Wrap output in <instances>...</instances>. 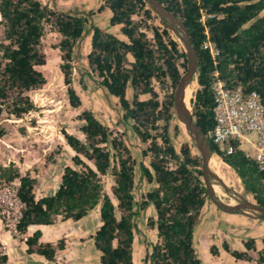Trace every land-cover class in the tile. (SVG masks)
I'll use <instances>...</instances> for the list:
<instances>
[{"label": "trees", "instance_id": "obj_1", "mask_svg": "<svg viewBox=\"0 0 264 264\" xmlns=\"http://www.w3.org/2000/svg\"><path fill=\"white\" fill-rule=\"evenodd\" d=\"M159 1L184 19L199 55V88L192 99L194 121L209 137L213 150L241 179L245 193L264 206V173L258 165L243 151L224 154L209 136L215 124L212 85L216 71L229 88L243 86L247 92L256 91L264 103V0ZM107 10L111 13L110 26L117 27L118 34L94 25L90 19ZM0 25L1 138L6 134L2 121L21 119L34 111L30 93L47 83L40 68L47 61L43 39L48 27L61 37L56 47L70 107L82 105L73 84V62L75 47L90 25L88 71L81 74L79 82L83 84L87 75L117 99L121 121L144 145L143 160L137 164L124 136L112 133L86 109L78 115L83 122V138L63 132L74 155L53 195L37 198L36 178L29 173L22 175L13 164H0V183L21 179L20 196L26 203L21 232L27 233L32 225H53L59 219L77 222L100 206L102 225L93 236L100 252L99 264H135L136 219L152 205L154 214L146 225L156 231L157 240L150 245L148 263L204 264L195 240L210 200L202 158L194 144L183 140L178 148L171 136L172 126L175 137L182 134L173 103L175 89L187 69V56L161 17L145 0H100L97 10L86 15L58 12L43 0H0ZM206 31L220 49L216 64L204 49ZM137 165L140 179L154 185L139 207L134 195ZM107 176L113 181L110 191L102 186ZM41 237L42 231L37 230L27 238L28 254L51 261L57 250L65 248L64 240L55 246L41 243ZM261 243L258 249L257 240L248 238L243 240L245 250H232L227 242H223V249L236 260L264 264V238ZM210 252L216 256L218 247L212 245ZM7 263L8 255L0 254V264Z\"/></svg>", "mask_w": 264, "mask_h": 264}, {"label": "rangeland", "instance_id": "obj_2", "mask_svg": "<svg viewBox=\"0 0 264 264\" xmlns=\"http://www.w3.org/2000/svg\"><path fill=\"white\" fill-rule=\"evenodd\" d=\"M98 1L100 0H86L85 2L80 0H43L44 3H48L58 12H71L82 15H86L89 11L95 12L96 10L92 9ZM82 4H85L87 10H89L86 14L81 12L83 9ZM90 19L92 21L93 16ZM105 20H107L106 16L103 15L99 20L100 25H104ZM155 23H158L157 19ZM108 27H110L109 24ZM88 33L84 34V37L75 47L73 84L81 96L82 105L78 109H72L69 104L67 86L64 84V78L60 71V52L56 47L61 37L48 27L43 39V49L47 61L40 68L46 76L47 83L30 93L35 104L34 111L21 119H4L2 121L5 125L6 134L2 138L0 137V164L4 166L13 164L22 175L29 173L31 176L36 177L46 175L48 167L57 163L58 159L57 169L65 164L67 166L72 165L74 153L67 145L63 132L67 131L83 138L80 131L83 122L78 119V115L86 109L93 111L109 127L112 133H120L124 136L137 164L143 160L141 150L144 145L134 134L131 127L121 121L122 111L118 100L110 96L96 81L90 79L87 75H84L83 84L79 82L81 74H86L88 71L86 58L89 50ZM115 33L118 34V30ZM172 33L185 49L178 35ZM2 39L3 26L0 25V42ZM192 97L195 99V94ZM171 136L178 148L183 140L192 143L183 129L182 134L175 137L172 126ZM195 149L198 151L196 147ZM51 152H56V154L50 156ZM145 162L148 164L147 159ZM216 173L219 174V171L217 170ZM104 181L106 189L110 191V186L113 183L111 176L105 177ZM3 183L1 182L0 186ZM153 187V184L140 179V169L137 165L134 191L136 207H139V204ZM153 214V206H148L141 211L140 216L136 219L138 230L135 236V264H149L146 262L147 253L151 252L150 245L156 242L157 235L155 230L148 229L146 223L147 218ZM257 222L244 215L224 213L209 200L204 207L202 220L197 231V234L198 232L199 234L196 249L203 263L235 264L232 256L223 249V242H227L232 250L240 251L244 250L242 241L248 238H254L261 243L264 233L257 227ZM259 222L262 223L263 221L259 220ZM212 245H217L219 248L216 256L210 252ZM236 264H243V262L238 261Z\"/></svg>", "mask_w": 264, "mask_h": 264}, {"label": "built area", "instance_id": "obj_3", "mask_svg": "<svg viewBox=\"0 0 264 264\" xmlns=\"http://www.w3.org/2000/svg\"><path fill=\"white\" fill-rule=\"evenodd\" d=\"M202 22L205 23V16ZM206 34L204 49L209 51L216 64L220 49L210 40L208 31ZM212 88L215 124L209 136L213 143L227 155L243 151L245 157L254 161L264 173V103L260 94L256 91L247 92L243 86L229 88L220 79L218 71L214 73ZM215 155L222 160L217 152ZM20 187V178L0 186V219L5 229L15 238L24 236L20 225L24 219L26 203L20 196ZM0 254H6L2 246Z\"/></svg>", "mask_w": 264, "mask_h": 264}, {"label": "crops", "instance_id": "obj_4", "mask_svg": "<svg viewBox=\"0 0 264 264\" xmlns=\"http://www.w3.org/2000/svg\"><path fill=\"white\" fill-rule=\"evenodd\" d=\"M80 1L85 2L86 0ZM99 5L100 1L95 4L92 10H97ZM82 8L83 9L81 10V12L84 14L89 11L87 10L85 4H82ZM103 15L106 16L107 20L104 21V25H100L101 22H99V20L102 18ZM110 16L111 13L108 10L101 14H95L93 16L92 23L94 25L100 26L108 31L115 33L118 28L111 26L108 27V24L110 25V23L108 22ZM90 42L91 34H89L87 41L89 50ZM89 50L87 54L89 53ZM58 165L59 159L57 160V163L48 167L46 175L42 177L32 176L38 181L35 187V193L37 198L53 195L59 188L61 183V177L64 172V168L67 166V164L63 165V167H61L60 169H57ZM99 212L100 206L93 210L88 216L77 222L71 220L62 221L61 219H59L53 225H32L28 228L27 233H23L24 236L22 238L12 237L11 234L5 229L3 222L0 219V241L2 243V249L8 255L7 264H99L100 252L95 248L93 239L94 234L102 225ZM255 221H258L257 227L260 228V230H262L264 233V221L262 223L259 222V220ZM198 228L199 225L196 229V244L198 242ZM37 230L42 231V237L40 239L41 243H51L56 246L60 240H64L65 248L63 250H57L54 259L51 261L47 260L44 256H41L39 254H28L26 251L27 238ZM257 245L258 249L262 247V243H259V241H257ZM255 257L256 255H254V258ZM232 258L235 260L233 262L235 264L238 263V261L243 262V264H257L255 260L249 262L236 260L234 257Z\"/></svg>", "mask_w": 264, "mask_h": 264}, {"label": "water", "instance_id": "obj_5", "mask_svg": "<svg viewBox=\"0 0 264 264\" xmlns=\"http://www.w3.org/2000/svg\"><path fill=\"white\" fill-rule=\"evenodd\" d=\"M149 7L161 17L168 28L178 35L182 40L187 56V69L182 74L180 81L174 92L173 110L176 120L184 124L185 132L202 158V174L207 188L209 199L220 211L228 214H239L250 217L255 220L264 221V206L247 197V194H241L230 187L224 179L216 173L210 166V160L215 155L211 142L202 128L194 121L193 108H188L185 101V91L190 83L198 77L199 55L192 42L191 34L185 21L179 15L168 10L166 5L159 0H145ZM88 19L86 18V21ZM198 81V80H197ZM199 84V83H198ZM182 128V126H181ZM136 161V160H135ZM214 184L224 187L225 191L235 198L236 203L232 204L223 201L214 189ZM105 187V183H102ZM150 253H147L146 262L149 260Z\"/></svg>", "mask_w": 264, "mask_h": 264}, {"label": "bare ground", "instance_id": "obj_6", "mask_svg": "<svg viewBox=\"0 0 264 264\" xmlns=\"http://www.w3.org/2000/svg\"><path fill=\"white\" fill-rule=\"evenodd\" d=\"M198 87H199L198 81L195 79L186 88L185 101L190 110L192 108V99H193L192 96L197 92ZM181 126L185 132L184 124L181 123ZM210 166L215 172L216 169L219 171L220 176L230 187L234 188L235 190H237V192H240L241 194H245L241 179L236 175V173L232 170V168L229 165H227L223 160H221L219 157L214 155L210 160ZM214 189L216 190V193L220 196V198L223 201L232 204L236 203L235 198L232 197V195L228 194L223 186L219 184H214ZM247 197L250 198L249 195H247Z\"/></svg>", "mask_w": 264, "mask_h": 264}]
</instances>
